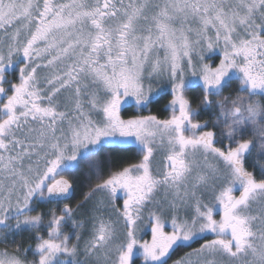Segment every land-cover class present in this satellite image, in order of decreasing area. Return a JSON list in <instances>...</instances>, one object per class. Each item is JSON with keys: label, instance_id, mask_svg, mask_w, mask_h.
<instances>
[{"label": "snow or ice", "instance_id": "6c2138e0", "mask_svg": "<svg viewBox=\"0 0 264 264\" xmlns=\"http://www.w3.org/2000/svg\"><path fill=\"white\" fill-rule=\"evenodd\" d=\"M169 262L264 264V0H0V264Z\"/></svg>", "mask_w": 264, "mask_h": 264}, {"label": "trees", "instance_id": "16d2710c", "mask_svg": "<svg viewBox=\"0 0 264 264\" xmlns=\"http://www.w3.org/2000/svg\"><path fill=\"white\" fill-rule=\"evenodd\" d=\"M162 105H163V102H161V105H159L158 107H162ZM128 155H132V154L131 153H128ZM169 263H171V262H169Z\"/></svg>", "mask_w": 264, "mask_h": 264}, {"label": "rangeland", "instance_id": "374dc122", "mask_svg": "<svg viewBox=\"0 0 264 264\" xmlns=\"http://www.w3.org/2000/svg\"><path fill=\"white\" fill-rule=\"evenodd\" d=\"M147 238V237H146ZM169 264H171V263H169Z\"/></svg>", "mask_w": 264, "mask_h": 264}]
</instances>
